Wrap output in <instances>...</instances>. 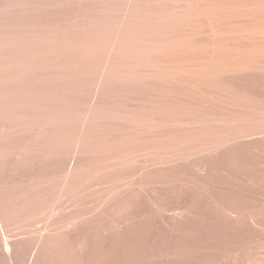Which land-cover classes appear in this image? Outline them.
Returning a JSON list of instances; mask_svg holds the SVG:
<instances>
[{
	"label": "bare ground",
	"instance_id": "6f19581e",
	"mask_svg": "<svg viewBox=\"0 0 264 264\" xmlns=\"http://www.w3.org/2000/svg\"><path fill=\"white\" fill-rule=\"evenodd\" d=\"M22 221L0 264H85L88 223L113 264H264V0H2L0 222Z\"/></svg>",
	"mask_w": 264,
	"mask_h": 264
},
{
	"label": "rangeland",
	"instance_id": "374dc122",
	"mask_svg": "<svg viewBox=\"0 0 264 264\" xmlns=\"http://www.w3.org/2000/svg\"><path fill=\"white\" fill-rule=\"evenodd\" d=\"M2 0H0L1 2ZM9 162L12 160H14L13 156H9ZM82 161V159H81ZM9 166V164L7 165V167ZM37 170H41V169H37ZM33 170H28L27 173L32 174ZM40 172V171H39ZM14 178V181L16 182H21V181H25L22 180L23 178V172H19L16 174L12 175ZM12 178V180H13ZM95 198V197H93ZM85 203H91L90 200L86 199L84 200ZM81 202L80 200L76 201L74 200V209H77L79 206H81ZM73 207V205H72ZM138 209H143L144 205L142 204H138L137 205ZM124 212V211H123ZM121 213V212H120ZM51 217L50 213L48 211L44 212V214H42V217L37 220V222H35V225H41L45 223V220L47 218ZM58 216H55L53 218H56ZM52 218V217H51ZM24 223V221L20 222V223H13L10 226H6L3 222H0V231H2L4 233V235L7 237L11 234H18L17 236L13 237V243L15 245V247L17 249H22L23 247H25L26 242L22 241L21 239H19L20 235L22 234L21 231H23L22 224ZM97 230L93 229L91 224H86L85 226L81 227V230L75 234L73 236V239H70L71 242L75 241L77 242V244H79L83 257H84V261H86L85 264H113L112 263V258L109 255L108 251L111 249L109 248V241H108V237H103L102 239H100V237H98L97 234L101 235H105V236H109V233L112 231L111 229L108 230H103V231H99L96 232ZM1 232V233H2ZM19 232L21 234H19ZM97 233V234H96ZM24 236V235H23ZM12 238V236L10 237ZM77 239V240H76ZM1 263V262H0Z\"/></svg>",
	"mask_w": 264,
	"mask_h": 264
}]
</instances>
